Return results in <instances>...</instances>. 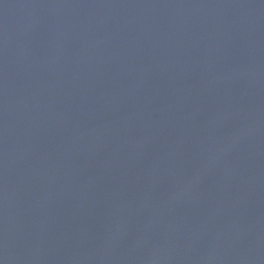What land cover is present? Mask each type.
Returning a JSON list of instances; mask_svg holds the SVG:
<instances>
[{
	"label": "water",
	"instance_id": "95a60500",
	"mask_svg": "<svg viewBox=\"0 0 264 264\" xmlns=\"http://www.w3.org/2000/svg\"><path fill=\"white\" fill-rule=\"evenodd\" d=\"M0 264H264V0H0Z\"/></svg>",
	"mask_w": 264,
	"mask_h": 264
}]
</instances>
